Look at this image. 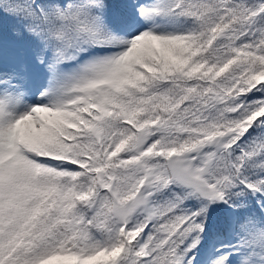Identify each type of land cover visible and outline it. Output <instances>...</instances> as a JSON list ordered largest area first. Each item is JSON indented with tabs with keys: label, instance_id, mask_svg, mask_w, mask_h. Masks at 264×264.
Masks as SVG:
<instances>
[{
	"label": "snow or ice",
	"instance_id": "1",
	"mask_svg": "<svg viewBox=\"0 0 264 264\" xmlns=\"http://www.w3.org/2000/svg\"><path fill=\"white\" fill-rule=\"evenodd\" d=\"M0 264H264V0H0Z\"/></svg>",
	"mask_w": 264,
	"mask_h": 264
}]
</instances>
